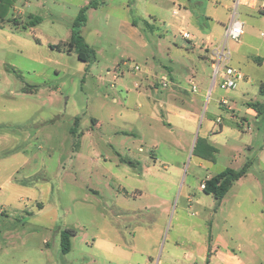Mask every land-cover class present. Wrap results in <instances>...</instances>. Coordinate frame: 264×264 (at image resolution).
<instances>
[{
    "label": "rangeland",
    "instance_id": "obj_1",
    "mask_svg": "<svg viewBox=\"0 0 264 264\" xmlns=\"http://www.w3.org/2000/svg\"><path fill=\"white\" fill-rule=\"evenodd\" d=\"M82 1L99 4L79 29L89 61L64 50ZM132 1L13 0L0 16V264H204L218 205L201 186L247 164L214 232L264 256V114H246L264 104V0ZM234 12L244 79L224 91L202 48Z\"/></svg>",
    "mask_w": 264,
    "mask_h": 264
},
{
    "label": "crops",
    "instance_id": "obj_2",
    "mask_svg": "<svg viewBox=\"0 0 264 264\" xmlns=\"http://www.w3.org/2000/svg\"><path fill=\"white\" fill-rule=\"evenodd\" d=\"M82 2H83V5L81 6V9L89 4L88 1H82ZM136 6H137V4H136L135 0H133L131 2V4H129L126 7L128 9H130V11H131L132 9L133 10L136 9ZM96 8L99 9V4H97L95 8H90L89 10H96ZM89 10L87 11V13L89 12ZM175 10L178 11V16H179L180 10L175 8L173 10V12ZM172 15H173V13H172ZM178 16H174V17L177 18ZM180 20H181V23H184L185 17L182 16L180 18ZM86 21H87V18H86ZM130 24H131L132 27H135V23L134 22H131ZM195 39H196V37L193 36L192 40H195ZM209 42H210V38L207 39L206 43L208 44ZM207 44L202 49L207 54H210V62H211V66H212V68L214 70V63H213L214 62L213 61L214 52L216 50H220L222 44H219L218 46H216L214 48H210V44H209V46H207ZM194 46H196V45L194 44ZM229 52H230V49H229ZM230 56H231V53L229 55V60H230ZM154 91L156 93H158V89L157 88H154ZM197 91H198V89H197ZM189 105H190V103H188V108H190ZM182 108L186 109L187 107L186 108L182 107ZM250 112H254V110L249 107L247 109V111H246V114L252 115ZM175 114L177 115V113H175ZM190 121L192 123H195V119H194V115L193 114H191ZM191 125H195V124H191ZM249 126H250V124H249ZM261 161H262L261 169H262V173L264 175V155H263V153L261 155ZM224 199L218 205V208H216V210H214L211 213V216H210V222H209V230L210 231H209L208 235L206 236V239L204 240V244H203V246H204V255H203L204 264H206V261H208V264H264V256H260L257 250H254L253 248H250V247L245 248L246 250H244V247H243V245L241 243L235 242V241H233L231 239L229 240L221 232H218V233L214 232V229L217 226L216 221H215V217H217V211H221L222 210V207L224 205L223 204L224 203ZM242 204L243 203H241V202L237 203V206H238L237 208L241 209ZM259 205L260 206H259V212H258V217L257 218H258L259 221H263L262 219H264V205L263 206L261 204H259ZM242 213L245 215V219H249L250 220V217H252V219H253V217H255L253 215H247L244 212H242ZM257 231L259 233L260 232L263 233V231H262V229L260 227L257 228ZM263 235H264V233H263ZM256 249H257V247H256ZM185 259L188 262V264H191L193 262L192 261L193 259L191 257H186ZM160 263H161V261L158 260L156 264H160Z\"/></svg>",
    "mask_w": 264,
    "mask_h": 264
},
{
    "label": "trees",
    "instance_id": "obj_3",
    "mask_svg": "<svg viewBox=\"0 0 264 264\" xmlns=\"http://www.w3.org/2000/svg\"><path fill=\"white\" fill-rule=\"evenodd\" d=\"M13 0H0V16H5L12 7ZM96 2L88 4V6L83 7L77 18L75 19L69 43L64 47L65 51L71 52L75 51L79 60L89 61L94 58V51L91 50L84 42V39L80 36V28L86 23V13L90 8H95ZM3 9L4 13L1 12ZM40 18H33L29 21L28 26H36L40 24ZM59 49V48H58ZM260 92L264 93V84L260 86ZM264 96V94H262ZM249 107L259 114H264V104H249ZM249 166L245 165L241 170L235 171L232 169H225L216 176L206 180L202 186V191L206 195H211L215 200L217 205H219L225 198L230 188L235 182L239 181L243 176L247 174ZM74 235L72 230L63 231L60 234V245L61 252L67 254L70 251V238ZM208 264V261H206Z\"/></svg>",
    "mask_w": 264,
    "mask_h": 264
},
{
    "label": "built area",
    "instance_id": "obj_4",
    "mask_svg": "<svg viewBox=\"0 0 264 264\" xmlns=\"http://www.w3.org/2000/svg\"><path fill=\"white\" fill-rule=\"evenodd\" d=\"M250 0H237L236 6L241 4L242 2H248ZM252 4L257 2V0H251ZM252 7V5L250 6ZM174 16H178V11L175 10L173 12ZM243 24L238 20V14L236 12L233 13L230 23L228 27L225 28V37L226 40L224 44L221 46L220 50H216L213 56L214 63V86H218L221 90L229 91L233 90L236 87L237 82H240L244 79L243 73L229 66V42H238L241 36L244 34L243 32ZM180 35L184 40L190 41L193 39V35L187 33L184 29L180 30ZM135 70H139L138 66L134 67ZM163 88L168 86V83L164 80L160 82ZM191 92L196 93L197 87L192 85ZM223 105H227L226 101L222 102ZM202 188L204 186H201Z\"/></svg>",
    "mask_w": 264,
    "mask_h": 264
}]
</instances>
